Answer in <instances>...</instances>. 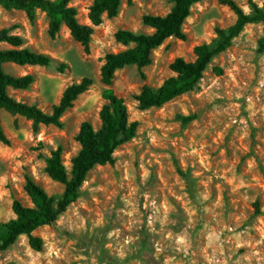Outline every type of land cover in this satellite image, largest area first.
Listing matches in <instances>:
<instances>
[{
  "label": "rangeland",
  "instance_id": "1",
  "mask_svg": "<svg viewBox=\"0 0 264 264\" xmlns=\"http://www.w3.org/2000/svg\"><path fill=\"white\" fill-rule=\"evenodd\" d=\"M93 1L71 0L81 24L91 25ZM235 1L250 12V0ZM173 6V0H125L118 17L94 29L89 52L65 26L52 39L44 12L32 23L25 12L0 6V30L12 28L23 48L67 65L64 73L57 65H6L10 74L36 79L27 91H9L16 100L51 113L68 86L94 80L64 114L62 128L42 125L35 133L31 121L1 111L11 145L0 144V226L16 217L14 200L32 207L27 176L50 196H62L64 186L49 178L45 159L61 147L70 172L81 125L100 128L107 89L101 67L107 54L127 48L115 34L152 33L143 17L165 16ZM235 21L220 0H203L184 25L186 41L170 38L154 51L150 67L116 73L112 89L124 99L130 120L139 122L136 137L115 152L114 165L90 172L80 198L55 223L34 233L43 239V251L21 237L0 253V264H264V55L257 54L263 25H247L214 58L195 91L147 111L134 99L145 85L160 87L174 76L170 66L177 58L193 61L196 46L211 43L217 27ZM187 116L197 118L183 125L180 117Z\"/></svg>",
  "mask_w": 264,
  "mask_h": 264
},
{
  "label": "trees",
  "instance_id": "2",
  "mask_svg": "<svg viewBox=\"0 0 264 264\" xmlns=\"http://www.w3.org/2000/svg\"><path fill=\"white\" fill-rule=\"evenodd\" d=\"M124 1L94 0L89 8L91 25L79 22L78 11L70 5L71 0H0V6L6 11L25 12L32 23L35 22L38 11L44 12L49 19V35L52 39L56 38L61 28L65 26L72 38L89 52L94 29L100 26L105 18L118 17ZM202 1L173 0L174 6L169 14L145 15L143 24L153 29L152 33L117 31L116 41L127 48L118 53L107 54L101 67V83L107 89L103 92L105 103L99 114L100 128L95 129L89 122L81 125L76 136L80 150L71 159L70 172L64 164L61 147L46 157L45 172L51 180L64 186L61 197L50 196L31 176L26 177L24 189L32 202V207L25 206L20 200H14L13 211L16 217L0 226V253L8 250L21 237L28 239L32 250L43 251L44 241L34 233L44 226L55 223L80 198L81 188L92 170L97 166L115 164V152L136 137L139 127V122L130 120L124 99L112 89L116 73L131 66H136L139 70L150 67L153 64L154 51L170 38L186 41L188 37L184 25L191 16L193 6ZM220 3L235 14V23L228 28L217 27L216 38L211 43H203L194 48L193 61L177 58L170 66L174 76L166 79L160 87L145 85L134 97L140 111L161 108L195 91L214 58L227 51L249 24L263 25V36L258 42L257 54L264 55V5L260 6L250 0V12L247 13L235 0H220ZM12 31V28L0 30V144L6 146L11 145V140L2 124V110L31 121L35 133L39 132L42 125L62 128L64 114L94 85V80L90 77L71 84L65 89L51 113L44 112L36 105L16 100L9 91H27L36 79L33 74H10L5 70L6 65L45 68L57 65L61 73L65 72L67 65L57 63L49 55L23 48L24 39ZM2 44H7L11 48L3 49ZM214 70L218 74L222 73L220 68ZM196 118L187 116L180 117V120L183 125H187Z\"/></svg>",
  "mask_w": 264,
  "mask_h": 264
},
{
  "label": "crops",
  "instance_id": "3",
  "mask_svg": "<svg viewBox=\"0 0 264 264\" xmlns=\"http://www.w3.org/2000/svg\"><path fill=\"white\" fill-rule=\"evenodd\" d=\"M16 66V65H15Z\"/></svg>",
  "mask_w": 264,
  "mask_h": 264
}]
</instances>
